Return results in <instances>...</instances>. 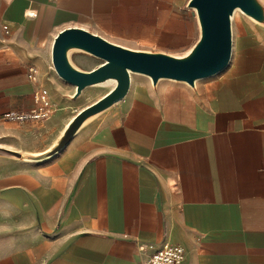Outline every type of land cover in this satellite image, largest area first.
I'll return each mask as SVG.
<instances>
[{
  "label": "crops",
  "instance_id": "0c3cea01",
  "mask_svg": "<svg viewBox=\"0 0 264 264\" xmlns=\"http://www.w3.org/2000/svg\"><path fill=\"white\" fill-rule=\"evenodd\" d=\"M186 2L0 0V264H144L163 245L181 247L185 264H264V25L231 29L228 65L194 87L130 74L120 102L33 159L115 86H91L104 93L85 107H58L56 91L75 93L52 67L58 34L78 28L181 57L199 34ZM68 57L86 73L103 65L80 51ZM37 90L53 106L47 119H1L34 109ZM53 121L62 130L44 148L42 127Z\"/></svg>",
  "mask_w": 264,
  "mask_h": 264
},
{
  "label": "water",
  "instance_id": "95a60500",
  "mask_svg": "<svg viewBox=\"0 0 264 264\" xmlns=\"http://www.w3.org/2000/svg\"><path fill=\"white\" fill-rule=\"evenodd\" d=\"M187 7L196 15L199 37L181 57L131 51L78 28L59 33L52 47V67L62 81L75 87L73 100L87 87L108 82H114L115 86L102 99L81 111L49 151L33 159L44 160L56 154L70 143L86 120L120 102L128 92L130 74L146 76L152 85L160 80H170L194 87L196 81L221 72L231 57V18L236 10L257 24L264 25V6L260 0H190ZM71 51H80L98 58L103 61V65L92 72H82L70 63L68 54ZM8 153L21 158L19 153Z\"/></svg>",
  "mask_w": 264,
  "mask_h": 264
},
{
  "label": "built area",
  "instance_id": "2783aa9c",
  "mask_svg": "<svg viewBox=\"0 0 264 264\" xmlns=\"http://www.w3.org/2000/svg\"><path fill=\"white\" fill-rule=\"evenodd\" d=\"M190 0H187V4ZM33 17V14H29ZM27 78L31 82H37L36 69L29 68ZM35 108L28 112H8L1 116L4 122L21 124L28 121H41L51 114V101L42 91H35L32 95ZM184 251L175 245H163L155 251L144 264H185Z\"/></svg>",
  "mask_w": 264,
  "mask_h": 264
},
{
  "label": "rangeland",
  "instance_id": "374dc122",
  "mask_svg": "<svg viewBox=\"0 0 264 264\" xmlns=\"http://www.w3.org/2000/svg\"><path fill=\"white\" fill-rule=\"evenodd\" d=\"M260 1L262 2L264 6V0H260ZM239 23H243V24L250 23L252 25H260L254 22L253 20H251L250 18H248L247 16H245L243 13L236 12V14H233L231 18V29L234 30ZM198 37H199V34H198ZM73 57H74L73 54H71L70 58L72 60H73ZM82 67L90 68L91 65L84 64ZM73 91H74L73 88H71V91L68 92L67 94L61 93L60 91H56L57 98L60 103L58 107H85L86 105L90 104L91 102H93L95 99H97L100 95L104 93V91H101V87H90V88L85 89L76 100H72L70 96L72 95ZM65 95L67 97V102L64 103L63 101H64ZM62 102L64 105L62 104ZM60 123H61L60 121H53L50 126L42 127L44 128V130H43L42 136H40V139H41V143L44 144V148H46L51 142H53L57 138L59 133L61 132L62 127H58V124ZM38 129L42 130L40 129V127ZM26 133L29 134V132H26ZM13 146L14 145L12 141H10L9 146H7L8 147L7 149H9V151L12 152L14 151ZM21 146H24V145H21ZM19 154L23 156L21 153Z\"/></svg>",
  "mask_w": 264,
  "mask_h": 264
},
{
  "label": "bare ground",
  "instance_id": "6f19581e",
  "mask_svg": "<svg viewBox=\"0 0 264 264\" xmlns=\"http://www.w3.org/2000/svg\"><path fill=\"white\" fill-rule=\"evenodd\" d=\"M236 12H239V13H242L241 11H239V10H236L235 12H234V14H236ZM148 78V77H147ZM150 80V79H149ZM109 83H112V84H114L115 85V83L114 82H109Z\"/></svg>",
  "mask_w": 264,
  "mask_h": 264
}]
</instances>
